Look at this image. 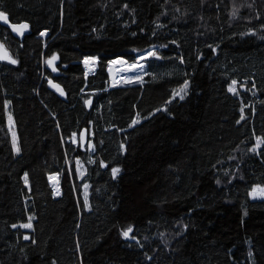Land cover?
<instances>
[{
    "label": "trees",
    "instance_id": "1",
    "mask_svg": "<svg viewBox=\"0 0 264 264\" xmlns=\"http://www.w3.org/2000/svg\"><path fill=\"white\" fill-rule=\"evenodd\" d=\"M0 11L30 23L18 37L0 22V264H264V198L251 197L264 184V0H0ZM141 56L142 75L110 86L111 60Z\"/></svg>",
    "mask_w": 264,
    "mask_h": 264
},
{
    "label": "water",
    "instance_id": "2",
    "mask_svg": "<svg viewBox=\"0 0 264 264\" xmlns=\"http://www.w3.org/2000/svg\"><path fill=\"white\" fill-rule=\"evenodd\" d=\"M0 22L3 25L9 26L10 29H11V31H12V33L15 36L22 37L25 34H27V33L30 32V23L29 22H11V20H10L9 17H8V20L7 21L0 20ZM22 24H27L28 25L27 29L14 30L13 27H12L13 25L19 26V25H22ZM21 33H23V34L21 35ZM0 46H2V47H0V57H4V58H1V59H7L8 56H9L8 50L6 49V47L1 42H0ZM53 57H55V59H53ZM58 60H59V54H55L54 56H52L49 59V61H51V63H49V67L52 70L55 69V71L53 70L54 73H58L59 72V70L56 67V63L58 62ZM53 85H58L59 86V89L62 90L63 94H61V91L58 90L56 87H53ZM49 86L55 92H57L59 95H61L62 97H66V95H67L66 89H65V87L60 82L55 81V80H50L49 81ZM93 100H94V97H90L89 99L86 100V101H91V103H86V107H87L88 110H90V108L92 107ZM89 135H90V133H89V128L88 127L85 126V127H83L80 130V133H79V140L80 141L79 142H80L81 149L83 151H85L87 149V144L89 142ZM105 166H106V164H105Z\"/></svg>",
    "mask_w": 264,
    "mask_h": 264
},
{
    "label": "rangeland",
    "instance_id": "3",
    "mask_svg": "<svg viewBox=\"0 0 264 264\" xmlns=\"http://www.w3.org/2000/svg\"><path fill=\"white\" fill-rule=\"evenodd\" d=\"M256 35H258V36H260L261 35V33H256ZM117 59V62H122L120 59V57L119 58H116ZM126 62H129L127 59H126ZM93 63H95V64H93ZM86 62V65H85V67H86V69L87 70H92L91 68L89 69V66H88V64H92V65H95V67H96V62ZM129 63H132V64H140L141 66H142V70L141 71H138V72H134V73H131V74H129V75H124V77L123 78H121V80L118 82V83H113L112 82V79L110 78V86H117V85H119V84H122V83H126V82H130V81H132V79L134 78V77H136V76H139V75H142V73L144 72V70H145V58H144V56H141L139 59H138V61H136V62H129ZM231 86H232V84H231ZM238 86H239V84H237L236 83V85L234 86L235 87V89H236V91L238 90ZM182 93H184V92H181L180 94H182ZM179 94V95H180ZM7 113H8V119H9V126H10V130H11V133H12V135H13V142H15V144H14V146H15V148L18 146L19 147V144H18V136H17V132H16V128H15V126H14V120H13V118H12V116H11V113L9 112V111H7ZM79 136L78 137H74V142L75 143H79ZM90 144H92V142L90 143ZM87 145H89V142H88V144ZM58 175L60 176V174L58 173ZM60 178V177H59ZM49 182H50V184H51V186H52V188H53V191H54V195H56V196H58V195H61L62 194V189H61V191L60 192H58V193H56L57 191L55 190V188H54V185H53V182L50 180V176H49ZM60 188H61V184H60ZM255 190V191H254ZM261 190H264V184H260V185H256L255 186V188L252 190V192H251V197L252 198H264V193H262L261 192ZM29 223V222H28ZM24 224H27V223H23L21 226H22V228H24V229H26L27 231H30V230H32L33 229V223H32V221H31V224H32V227L31 228H25V227H23V225Z\"/></svg>",
    "mask_w": 264,
    "mask_h": 264
},
{
    "label": "bare ground",
    "instance_id": "4",
    "mask_svg": "<svg viewBox=\"0 0 264 264\" xmlns=\"http://www.w3.org/2000/svg\"><path fill=\"white\" fill-rule=\"evenodd\" d=\"M122 62H117V59H113L109 62L108 65V70L110 73V78L112 79L113 83H118L121 78L124 77V75H129L134 72L141 71L143 68L141 67L140 64H132L129 62H126V59L123 57H120ZM86 65V62L84 63ZM89 69L91 68L92 70H87L88 72H92L95 70V65L88 64ZM86 68V67H85ZM50 180L53 182L55 190H57V193L60 192V178L58 173H53L50 175Z\"/></svg>",
    "mask_w": 264,
    "mask_h": 264
},
{
    "label": "snow or ice",
    "instance_id": "5",
    "mask_svg": "<svg viewBox=\"0 0 264 264\" xmlns=\"http://www.w3.org/2000/svg\"><path fill=\"white\" fill-rule=\"evenodd\" d=\"M0 20L2 21H7L8 20V16L6 15L5 12L3 11H0ZM14 30H19V29H27L28 25L27 24H22V25H19V26H16V25H13L12 26ZM23 33H21L22 35ZM43 35V33H42ZM2 47V46H0ZM0 58H4V57H0ZM53 59H55V57H53ZM12 63H16L15 60L12 61ZM48 63H51V61H48ZM142 67V66H141ZM55 71V69H53ZM237 81L233 80L232 81V86L229 87V91L233 92L234 94L236 93V89H235V85H236ZM243 86V85H242ZM53 87H56L58 90L59 89V86L58 85H53ZM187 88V83H185L184 87L179 89L175 95H179L181 92H184L185 89ZM61 91V94H63L62 90ZM183 95H180V99H183ZM86 103H91V101H86ZM243 112V109L241 110ZM243 119V116L241 117ZM137 121H133V123H136ZM15 144V142H14ZM16 151L18 152L19 151V147L17 146L16 147ZM112 172H113V175H115L116 173L119 172V169H112ZM26 180H27V177H26ZM87 187V186H85ZM255 191V190H254ZM262 193H264V190H261ZM85 203H87V197L85 196ZM23 227L25 228H31L32 227V224H31V217L29 218V223L27 224H24ZM133 231L132 227H129L126 231L123 232V236L124 237H129V234ZM25 239H29V237H25Z\"/></svg>",
    "mask_w": 264,
    "mask_h": 264
}]
</instances>
